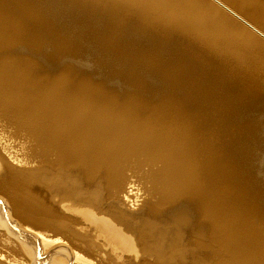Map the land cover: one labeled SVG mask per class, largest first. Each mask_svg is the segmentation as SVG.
<instances>
[{
	"label": "rangeland",
	"instance_id": "obj_1",
	"mask_svg": "<svg viewBox=\"0 0 264 264\" xmlns=\"http://www.w3.org/2000/svg\"><path fill=\"white\" fill-rule=\"evenodd\" d=\"M166 1L0 0V24L7 25L0 32V69L19 76V88L29 97L39 87H53L78 113L99 108L139 119L161 110L179 114L198 138L195 146L205 151L198 155L203 167L198 196L155 205L128 172L113 193L100 167L83 179L88 204L75 205L66 195L52 198L83 246L104 255L111 247L75 209L116 227L130 220L126 213H139L148 225L136 233L135 251L119 252L120 264H235L231 248L213 243L212 223L203 215L212 207L221 224L238 228L231 235L239 236L245 253L263 264L264 0H199L208 11L196 13L205 15L198 19V35L179 27L191 13ZM209 11L252 35L258 46L224 30L225 21ZM50 170L73 180L80 175L61 165ZM115 210L124 221L112 215Z\"/></svg>",
	"mask_w": 264,
	"mask_h": 264
},
{
	"label": "bare ground",
	"instance_id": "obj_2",
	"mask_svg": "<svg viewBox=\"0 0 264 264\" xmlns=\"http://www.w3.org/2000/svg\"><path fill=\"white\" fill-rule=\"evenodd\" d=\"M156 1L168 2L152 0L153 4ZM171 1L191 13L183 21V28L179 27L198 35L202 30L198 19L205 15L196 13L206 9L203 3ZM208 14L225 21L224 30L237 34L241 42L258 46L254 37L240 27H230L228 20L214 12ZM205 22L209 27L213 20ZM6 29L7 25L0 24V32ZM260 53L264 60V52ZM8 70L0 69V264H120L119 252L135 251L136 233L148 225V221L139 220V213H126L130 220L116 227L86 209H75L81 219L97 226L105 243L111 245V254L104 255L81 244L82 239L72 232L71 220L58 211L52 200L66 195L75 198V205L88 204L83 179L100 167L106 168L113 193L122 188L128 172L138 179L155 205L200 195L203 167L198 155L201 157L205 151L200 144L199 148L195 146L198 138L179 114L161 110L148 119H139L132 112L118 114L99 108L78 113L70 108L72 105L59 100L53 87H39L29 97L19 88L21 78ZM9 86L20 90L10 92ZM44 165L49 170L42 168ZM58 165L77 168L79 178L73 180L50 170ZM112 215L124 221L118 210ZM203 215L212 223L213 243L231 248L232 262L258 263L245 253L249 250L242 247L239 236L231 235L238 228L220 223V212L205 207ZM144 250L155 251L151 246Z\"/></svg>",
	"mask_w": 264,
	"mask_h": 264
}]
</instances>
